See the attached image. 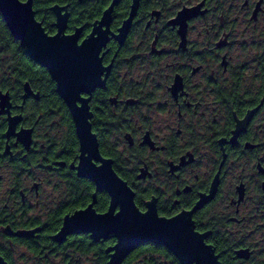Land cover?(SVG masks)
I'll use <instances>...</instances> for the list:
<instances>
[{
  "label": "flooded vegetation",
  "instance_id": "obj_1",
  "mask_svg": "<svg viewBox=\"0 0 264 264\" xmlns=\"http://www.w3.org/2000/svg\"><path fill=\"white\" fill-rule=\"evenodd\" d=\"M84 1L55 4L65 7V35L78 31L77 47L112 0ZM133 4L112 9L99 85L75 102L88 107L99 152L91 163L110 161L141 213L152 204L159 218L189 221L219 264H264V0H138L134 12ZM53 6L39 19L33 9L49 36ZM197 6L181 35L178 12ZM19 48L23 60L0 49V258L91 264L79 244L113 240L108 264L112 236L53 240L66 216L90 204L104 214L110 198L78 175L71 114L47 70ZM121 264L180 263L145 243Z\"/></svg>",
  "mask_w": 264,
  "mask_h": 264
},
{
  "label": "water",
  "instance_id": "obj_2",
  "mask_svg": "<svg viewBox=\"0 0 264 264\" xmlns=\"http://www.w3.org/2000/svg\"><path fill=\"white\" fill-rule=\"evenodd\" d=\"M119 1H111L99 25L77 47L78 31L74 35L64 33L67 15L62 12L65 7L54 5L51 8L56 17V33L49 36L35 18L32 0H0V16L10 35L24 49L29 59L47 70L56 83L57 94L71 114L80 143V161L76 168L78 175L93 181L96 189L106 191L110 198L108 210L104 214H96L90 204L86 209L66 216L53 240L62 243L67 235L73 233H88L94 241L112 236L116 243L107 251L110 253L108 264H121L133 249L145 243L166 247L180 264H219L213 251L193 231L189 221L182 217L159 218L152 204L148 205L145 213H141L134 203V194L112 170L111 162L103 161L99 167L91 163V159L98 161L99 152L88 122V107L86 101H82L80 107L75 102L81 93H89L99 85L98 53L106 42L112 9ZM137 2L134 0L133 12ZM198 9L199 6L178 12L175 22L180 24L181 35L184 34L186 21L196 16ZM103 23L105 30H102ZM124 32L126 29L121 30L122 34ZM25 90H28V84H25ZM86 160L89 161L88 165L84 163ZM199 207L198 204L195 210ZM0 264H5L1 258Z\"/></svg>",
  "mask_w": 264,
  "mask_h": 264
},
{
  "label": "trees",
  "instance_id": "obj_3",
  "mask_svg": "<svg viewBox=\"0 0 264 264\" xmlns=\"http://www.w3.org/2000/svg\"><path fill=\"white\" fill-rule=\"evenodd\" d=\"M24 1V0H21ZM33 1V9L37 11V19L42 16L41 9L51 7L55 4L63 5L68 4L70 8L73 6H85L86 2L83 0L81 4L77 2L73 3V0H32ZM0 49L4 52L7 49H10L13 55L19 60H23L24 54L23 51L19 48V44L13 39L10 35L5 23L3 22L0 16ZM89 241H82L78 247V252L83 256H90L92 258L91 264H107V254L105 253V248L109 245L113 244V240L107 241L103 245L94 244L93 247L90 248ZM148 251H154V249L149 248ZM90 253V254H89ZM162 255H166L167 252H158Z\"/></svg>",
  "mask_w": 264,
  "mask_h": 264
},
{
  "label": "snow or ice",
  "instance_id": "obj_4",
  "mask_svg": "<svg viewBox=\"0 0 264 264\" xmlns=\"http://www.w3.org/2000/svg\"><path fill=\"white\" fill-rule=\"evenodd\" d=\"M24 2H27V0H24ZM85 163V165H88L89 164V161H85L84 162ZM119 217H116L115 219H118ZM141 219H145L144 217H142ZM169 219H171V217H169Z\"/></svg>",
  "mask_w": 264,
  "mask_h": 264
},
{
  "label": "rangeland",
  "instance_id": "obj_5",
  "mask_svg": "<svg viewBox=\"0 0 264 264\" xmlns=\"http://www.w3.org/2000/svg\"><path fill=\"white\" fill-rule=\"evenodd\" d=\"M83 264H86V262L84 261Z\"/></svg>",
  "mask_w": 264,
  "mask_h": 264
}]
</instances>
